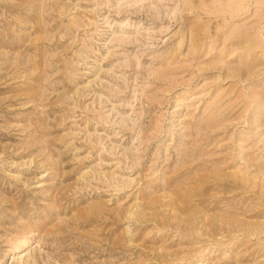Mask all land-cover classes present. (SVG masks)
<instances>
[{
    "label": "rangeland",
    "instance_id": "1",
    "mask_svg": "<svg viewBox=\"0 0 264 264\" xmlns=\"http://www.w3.org/2000/svg\"><path fill=\"white\" fill-rule=\"evenodd\" d=\"M0 264H264V0H0Z\"/></svg>",
    "mask_w": 264,
    "mask_h": 264
}]
</instances>
